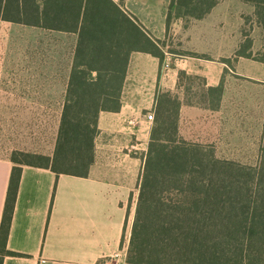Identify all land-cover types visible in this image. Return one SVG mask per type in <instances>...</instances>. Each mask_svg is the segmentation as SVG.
Segmentation results:
<instances>
[{"label":"trees","instance_id":"16d2710c","mask_svg":"<svg viewBox=\"0 0 264 264\" xmlns=\"http://www.w3.org/2000/svg\"><path fill=\"white\" fill-rule=\"evenodd\" d=\"M220 1L171 0L168 29L173 9L201 20ZM241 1L254 6L264 34V0ZM0 18L77 34L53 153L13 149L10 154L14 165L0 224L3 264L7 255H23L8 248L23 166L88 176L100 112L120 110L131 54L150 53L162 67L165 52L172 51L166 49V39L154 37L125 8L124 0H0ZM233 57L264 63V41L255 50L254 38L245 30ZM223 93V80L207 87L203 77L183 69L175 90H160L128 264H264V132L258 162L252 165L221 156L213 143L186 136L181 129L183 106L216 111Z\"/></svg>","mask_w":264,"mask_h":264},{"label":"crops","instance_id":"0c3cea01","mask_svg":"<svg viewBox=\"0 0 264 264\" xmlns=\"http://www.w3.org/2000/svg\"><path fill=\"white\" fill-rule=\"evenodd\" d=\"M170 2L171 0H124L125 8L154 37L167 40L166 49L170 47L171 38L167 26ZM218 4L205 18L193 20L208 23L207 18L209 19ZM0 23L16 24L62 36L73 34L77 38L75 33L8 22L2 18ZM178 32L181 33L180 29ZM201 36L211 43L214 40L212 27H207ZM230 56L229 54L225 58ZM248 59L261 65L257 64L254 71H245V75L263 80L264 63L260 61L240 57L237 59L238 69L243 64L242 60ZM206 62L207 60L204 65L190 68L181 65L179 68L203 77L207 87L216 86L222 80L224 82L223 73L229 68L228 63L222 61L209 69L210 65ZM178 70L176 72L163 69L160 59L150 53L135 51L131 54L120 110L100 112L99 131L95 139V160L88 176L57 175L50 168L23 166L8 238V248L23 255H7L3 264H128L126 258L129 240L154 122L148 115L154 113L160 90L169 89L166 87V77L170 75L177 85ZM68 81L69 76L64 86L65 93ZM40 84L49 83L42 81ZM55 84L52 82L53 87ZM30 89L33 90L31 82ZM226 92L224 84L219 110L211 111L200 106L183 108H198L221 115L225 113L228 118L225 122L227 126L238 132L233 141L240 144L244 140L240 133L248 128L249 117L245 112H232L230 115L225 111L223 104ZM44 94L53 98L56 94L55 87L46 89ZM254 125V129L257 128L258 124ZM261 131L259 148L264 127ZM54 144L52 151L47 154L53 153ZM13 149L26 148L15 145L1 151L0 224L14 165L10 159Z\"/></svg>","mask_w":264,"mask_h":264},{"label":"rangeland","instance_id":"374dc122","mask_svg":"<svg viewBox=\"0 0 264 264\" xmlns=\"http://www.w3.org/2000/svg\"><path fill=\"white\" fill-rule=\"evenodd\" d=\"M207 20L208 23L184 18L173 9L169 24L172 52L165 53L170 65L163 69L177 72L181 65L190 68L204 65L205 60L211 69L230 54L229 68L223 73L227 89L223 105L230 115L245 112L249 117L248 128L240 133L244 140L238 144L233 141L238 132L227 126L225 113L185 107L181 129L186 136L213 143L225 158L255 165L259 154L258 140L264 127V79L251 78L244 72L254 71L261 63L242 60L238 69L233 51L245 30L253 36L255 50L261 48L264 34L254 16V6L241 0H221ZM207 27H212L214 33L211 43L201 36ZM75 43L73 34L62 36L0 23V154L2 149L15 145L42 153L52 151ZM42 81L49 84L41 85ZM52 82L56 83V94L50 98L44 93L46 89L54 88ZM165 82L167 88L176 89L170 75ZM254 124L259 126L254 129Z\"/></svg>","mask_w":264,"mask_h":264},{"label":"built area","instance_id":"2783aa9c","mask_svg":"<svg viewBox=\"0 0 264 264\" xmlns=\"http://www.w3.org/2000/svg\"><path fill=\"white\" fill-rule=\"evenodd\" d=\"M166 52H169V51H166ZM165 52V53H166ZM164 59L165 60H163V63H162V67L164 68V67H166V66H169L170 65V63L167 61V59L164 57ZM148 117H149V119H151V120H153L154 119V113H150L149 115H148Z\"/></svg>","mask_w":264,"mask_h":264}]
</instances>
